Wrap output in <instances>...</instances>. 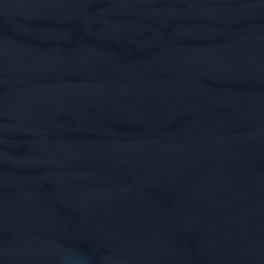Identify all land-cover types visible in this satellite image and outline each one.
<instances>
[{
  "label": "water",
  "instance_id": "water-1",
  "mask_svg": "<svg viewBox=\"0 0 264 264\" xmlns=\"http://www.w3.org/2000/svg\"><path fill=\"white\" fill-rule=\"evenodd\" d=\"M0 264H264V0H0Z\"/></svg>",
  "mask_w": 264,
  "mask_h": 264
}]
</instances>
